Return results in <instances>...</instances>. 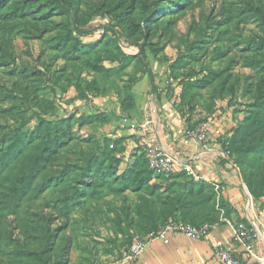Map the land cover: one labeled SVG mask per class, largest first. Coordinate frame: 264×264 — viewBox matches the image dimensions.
Masks as SVG:
<instances>
[{
	"label": "rangeland",
	"instance_id": "obj_1",
	"mask_svg": "<svg viewBox=\"0 0 264 264\" xmlns=\"http://www.w3.org/2000/svg\"><path fill=\"white\" fill-rule=\"evenodd\" d=\"M47 1L0 0L5 2L3 8ZM151 1L72 3L76 26L91 29L109 23L117 31L116 35L108 31V43L103 42L97 51L81 55V59L90 55L92 61L111 68L106 76L82 69L83 63L77 68L75 64L81 61L67 57L71 41L65 45L58 42L68 32L85 45L101 39L97 32L78 34L66 14L54 11L44 16L35 9L22 19L0 18V35L4 32L12 38L13 54V62L0 67V145L4 133L13 129L31 131L43 118L57 120L102 112L104 122L71 127L75 139L53 159L47 175L56 176L66 164L78 162L81 153L89 149L97 152L91 141L102 142L104 137L112 142L122 138L114 152L120 160L119 171L135 159L144 166V137L136 135V129L126 130L135 128L134 124L130 128L116 124L113 128L119 118L127 117L120 106L128 102L129 91L133 96L145 97L149 106L165 94L168 104L180 114L183 127L194 128L207 122L217 128L216 141L221 143L227 138L246 115L253 95L249 88L254 91L259 79L247 66V59L257 54L254 46L264 40V0H161L148 27L130 32L116 23L115 11L122 10L123 5L129 6L139 22ZM142 30H147L146 35ZM120 52L138 54V58L119 69L114 59L121 56ZM136 63L143 69L151 68L154 88ZM187 80L198 84L183 98V82ZM75 84L86 98H77ZM152 116L156 121L154 113ZM36 184H40V179ZM58 190L49 186L34 202L25 201L17 216L0 212V264L14 263L20 245L36 249L38 257L33 259L39 264H107L126 250L132 236H145L136 219L128 233L117 228V222L125 215L132 216L140 192L110 191L100 199L84 203L65 218L54 205Z\"/></svg>",
	"mask_w": 264,
	"mask_h": 264
},
{
	"label": "trees",
	"instance_id": "obj_2",
	"mask_svg": "<svg viewBox=\"0 0 264 264\" xmlns=\"http://www.w3.org/2000/svg\"><path fill=\"white\" fill-rule=\"evenodd\" d=\"M75 1L48 0L45 4L36 5L16 3L11 8H3L5 2H0V18L6 21L22 19L38 9L44 16L51 15L54 11L66 14L78 34L97 32L101 39L85 45L68 32L66 36L60 37L58 42L65 45L68 40L71 41L67 57L81 61L75 64L77 68L83 63L80 66L82 69L109 75L111 68L92 61L90 55L81 59V55L97 51L103 42L108 43L105 40L107 32L110 31L116 35L117 31L109 23L91 29L76 26L71 10L72 3ZM160 2L161 0H152L139 22L132 16L129 6L123 5L122 10L115 11L116 23L130 32H136L141 27L146 28L157 14ZM142 33L146 35L147 30H142ZM0 36V67H2L13 62L12 38L4 32ZM254 49L257 54L247 59V66L258 74L259 79L254 91L253 87L249 88L253 95L247 104L246 115L233 127L220 146L227 161L237 169L241 182L253 199L264 200V40L255 44ZM120 54V57L114 59L117 60L119 69L127 67L138 58V54L122 52ZM220 54L223 55L222 52ZM139 57L145 61L144 55ZM144 64L147 65L146 61ZM135 66L140 73L147 76L151 88H154L155 76L151 68L147 66L143 69L138 63ZM79 74L78 70L76 76L78 77ZM197 84L198 81L195 80L183 82L181 96L185 98L191 88ZM75 87L79 92L77 98L87 97L83 90L78 89L77 84ZM127 97L128 102L124 101L120 106L124 112L134 107V96L130 91ZM105 120L106 117L102 112L80 113L57 120L43 118L31 131L13 129L4 133L0 145V212L17 216L25 201L34 202L49 186H54L59 188L54 205L59 215L65 218H69L71 213L84 203L100 199L110 191L115 194H124L128 190L140 192L138 201L133 206L132 216L125 215L117 222L119 232L128 233V228L134 225L135 219L138 220L139 227L146 232L145 235L169 221L200 225L219 223L221 216L230 219L232 208L222 199H219L216 204L217 194L211 183L194 179L184 171H175L168 176L155 173L149 168L144 151V166L135 159L130 166L119 171L120 160L115 158L114 152L117 145L121 144L122 138L113 142L108 137H104L102 142L94 139L91 142L95 145L97 152L89 149L88 152L81 153L78 162L66 164L56 176L47 175L48 166L53 159L63 147L75 139L71 129L74 124L82 127L91 122ZM86 140L90 141V138ZM39 179L40 184L37 185L36 182ZM239 221L244 222L242 220L236 222ZM132 237L126 250L121 251V255L115 260L123 258ZM36 253V249L20 245L16 248L14 263L10 264H39L36 259H33L38 257Z\"/></svg>",
	"mask_w": 264,
	"mask_h": 264
},
{
	"label": "crops",
	"instance_id": "obj_3",
	"mask_svg": "<svg viewBox=\"0 0 264 264\" xmlns=\"http://www.w3.org/2000/svg\"><path fill=\"white\" fill-rule=\"evenodd\" d=\"M168 105L165 94H161L151 106L145 97L134 96V107L125 112L127 117L119 118L113 128L116 129V124L129 127L133 123L135 128L129 127L126 130L136 129L135 134L144 137L141 139L143 143L163 148L178 164H190L198 179L214 186L216 204L222 199L232 208L229 220H242L255 229L254 250L259 255H264V200L253 199L241 182L237 169L225 158L220 143L216 141L217 128L210 127L207 142H184L181 116ZM146 110L144 115L143 111ZM150 112L154 113L156 121L153 120L154 116L150 117ZM229 235L230 228L224 223L213 228L206 239L169 234L163 240L149 242L145 251L133 263L120 258L107 264H219L212 255V243ZM249 264L260 263L250 260Z\"/></svg>",
	"mask_w": 264,
	"mask_h": 264
},
{
	"label": "built area",
	"instance_id": "obj_4",
	"mask_svg": "<svg viewBox=\"0 0 264 264\" xmlns=\"http://www.w3.org/2000/svg\"><path fill=\"white\" fill-rule=\"evenodd\" d=\"M210 124H200L194 128L184 126V142L195 140L200 143L207 142L210 134ZM145 156L150 169L155 173L168 176L175 171H184L187 175L198 179L193 167L188 164H178L174 158L163 148L146 144ZM222 211V210H221ZM224 223L230 228V235L213 241L212 255L219 264H249L255 260L264 264V255H259L254 250L253 241L256 236L255 229L245 222H233L221 216L219 223H203L192 225L187 222L169 221L164 226L152 230L145 236L135 235L132 237L128 251L123 260L129 263L135 262L145 251L149 242L155 239H165L169 234H181L189 238L206 239L213 228Z\"/></svg>",
	"mask_w": 264,
	"mask_h": 264
}]
</instances>
